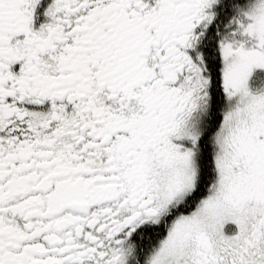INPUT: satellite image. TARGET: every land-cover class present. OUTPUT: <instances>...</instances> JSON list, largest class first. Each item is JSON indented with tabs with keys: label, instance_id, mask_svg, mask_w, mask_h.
Masks as SVG:
<instances>
[{
	"label": "snow or ice",
	"instance_id": "obj_1",
	"mask_svg": "<svg viewBox=\"0 0 264 264\" xmlns=\"http://www.w3.org/2000/svg\"><path fill=\"white\" fill-rule=\"evenodd\" d=\"M0 264H264V0H0Z\"/></svg>",
	"mask_w": 264,
	"mask_h": 264
}]
</instances>
